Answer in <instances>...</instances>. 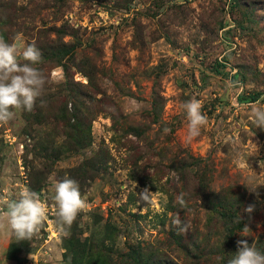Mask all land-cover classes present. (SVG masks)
<instances>
[{"label":"rangeland","instance_id":"1","mask_svg":"<svg viewBox=\"0 0 264 264\" xmlns=\"http://www.w3.org/2000/svg\"><path fill=\"white\" fill-rule=\"evenodd\" d=\"M17 32L42 53L47 103L0 124V208L27 187L48 218L31 240L0 229V264H227L241 239L264 252V0H0V36ZM192 98L208 122L190 140ZM65 176L88 202L69 235L50 199Z\"/></svg>","mask_w":264,"mask_h":264},{"label":"clouds","instance_id":"2","mask_svg":"<svg viewBox=\"0 0 264 264\" xmlns=\"http://www.w3.org/2000/svg\"><path fill=\"white\" fill-rule=\"evenodd\" d=\"M8 43L0 36V124L6 125L16 119L23 112L31 113L39 106L45 107L46 101L42 99L47 77L38 67L43 61L42 53L35 42L25 44L24 35L17 32ZM183 109L187 120L188 139H194L201 135L202 128L207 124V115L202 112L200 100L192 98L184 102ZM251 123L260 129H264V106H257L251 110ZM171 133V129L165 127L163 135ZM54 191L50 199L56 208L55 223L65 234H70V228L78 215L85 211L88 202L82 196L79 183L67 176L54 183ZM177 203L185 206V200L181 194ZM251 215L254 207L249 205L245 210ZM48 218L46 203L39 193L25 187L17 198L10 199L6 205L0 208V229L18 241L31 240L40 230L44 221ZM173 224L178 232L184 233L189 225L182 222L177 216ZM237 251L231 255L227 264H264V252H261L254 244L241 239L236 242ZM222 257H216L220 264Z\"/></svg>","mask_w":264,"mask_h":264}]
</instances>
